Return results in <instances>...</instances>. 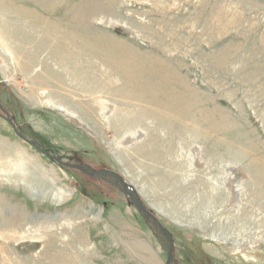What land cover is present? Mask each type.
<instances>
[{
	"label": "rangeland",
	"instance_id": "1",
	"mask_svg": "<svg viewBox=\"0 0 264 264\" xmlns=\"http://www.w3.org/2000/svg\"><path fill=\"white\" fill-rule=\"evenodd\" d=\"M0 105V264H165L74 154L178 264H264V0H0Z\"/></svg>",
	"mask_w": 264,
	"mask_h": 264
},
{
	"label": "water",
	"instance_id": "2",
	"mask_svg": "<svg viewBox=\"0 0 264 264\" xmlns=\"http://www.w3.org/2000/svg\"><path fill=\"white\" fill-rule=\"evenodd\" d=\"M0 108L3 107L0 105ZM4 110V109H3ZM6 111V110H4ZM5 119L13 126L14 131L18 137L26 141L27 143L36 146L39 148L44 155H46L49 159L56 161L58 164H66L60 157L50 154L45 149L41 148L35 141L30 140L23 136L20 130H18L17 126L15 125L14 117H5ZM73 158V157H72ZM77 169L84 171L85 173L99 179L106 181L119 189L124 195L128 196L129 199L132 201L134 206L137 208L139 213L148 221L152 223L154 228L164 237L166 243V262L165 264H178L173 256V237L172 233L160 222L158 217L150 212L148 208L143 204L137 190L135 187L128 181L124 179V177L114 171L107 168H94L87 163H79L71 165Z\"/></svg>",
	"mask_w": 264,
	"mask_h": 264
},
{
	"label": "bare ground",
	"instance_id": "3",
	"mask_svg": "<svg viewBox=\"0 0 264 264\" xmlns=\"http://www.w3.org/2000/svg\"><path fill=\"white\" fill-rule=\"evenodd\" d=\"M81 10V9H80ZM83 11H84V9H82ZM82 12V11H81ZM80 13V12H79ZM28 36V35H27ZM29 37L30 36H28V40H29ZM24 39V38H23ZM30 41V40H29ZM63 51V50H62ZM28 53V52H27ZM122 67V66H121ZM52 68V67H51ZM47 69H49V67H47ZM50 72V71H49ZM113 73V75H114V77H115V72L113 71L112 72ZM109 74H111V72L109 73ZM113 77H111L110 76V78H109V80H108V83H107V85L113 90V92H115V88H117V86H115L114 85V83H112V82H110V79H112ZM54 83V82H53ZM54 87L56 86V84L54 83V85H53ZM154 94V93H153ZM92 105V104H91ZM91 108V107H90ZM84 110V109H83ZM88 111H90L91 109H87ZM86 114V113H85ZM20 168H21V166H20ZM24 168V167H23ZM22 170V169H21ZM18 171H20V170H18ZM26 173V172H25ZM58 197V196H57ZM62 200V199H61ZM16 213V212H15ZM15 217V218H14ZM12 218V217H11ZM13 220H14V222H15V220H18V217L16 216V215H13ZM9 219V218H8ZM13 222V221H12ZM9 224V223H8Z\"/></svg>",
	"mask_w": 264,
	"mask_h": 264
},
{
	"label": "flooded vegetation",
	"instance_id": "4",
	"mask_svg": "<svg viewBox=\"0 0 264 264\" xmlns=\"http://www.w3.org/2000/svg\"><path fill=\"white\" fill-rule=\"evenodd\" d=\"M74 155H75V158H76V159H75V160H71V161L69 162L70 164H73V163H80V162H82L81 159L78 158L79 156H78L77 154H74ZM72 156H73V155H72ZM68 168H70V169H74L73 167H70V166H69ZM75 170H76V169H75Z\"/></svg>",
	"mask_w": 264,
	"mask_h": 264
}]
</instances>
